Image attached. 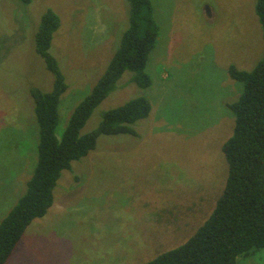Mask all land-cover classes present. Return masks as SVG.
Wrapping results in <instances>:
<instances>
[{
  "label": "rangeland",
  "instance_id": "obj_1",
  "mask_svg": "<svg viewBox=\"0 0 264 264\" xmlns=\"http://www.w3.org/2000/svg\"><path fill=\"white\" fill-rule=\"evenodd\" d=\"M151 1L159 25L146 68L152 85L138 88L125 72L81 133L134 97L151 101L150 115L135 124L138 136L101 135L62 172L53 205L5 264H139L184 242L213 209L227 175L221 146L234 124L224 100L242 87L226 71L251 70L262 56L254 0ZM48 8L59 18L49 50L69 84L59 136L128 26L127 0H0V220L36 160L31 90H50L53 76L34 38ZM236 264H264V248Z\"/></svg>",
  "mask_w": 264,
  "mask_h": 264
},
{
  "label": "trees",
  "instance_id": "obj_2",
  "mask_svg": "<svg viewBox=\"0 0 264 264\" xmlns=\"http://www.w3.org/2000/svg\"><path fill=\"white\" fill-rule=\"evenodd\" d=\"M127 2L128 26L120 43L102 76L71 112L60 136L56 134L59 103L69 84L49 50L59 18L49 8L41 16L35 51L52 74L53 84L48 91L37 87L31 90L33 124L39 132L33 140L34 145L37 143L36 160L23 190L0 220V264L10 258L28 226L53 205L62 172L95 149L101 135L138 136L135 124L153 109L147 97H134L104 111L94 129L81 133L95 108L120 88L125 72L130 75L127 82L138 88L152 85L146 68L159 34L153 4L151 0ZM253 9L261 27L262 56L251 70L230 65L226 71L242 87L236 99L224 100L234 124L221 146L227 163L223 189L211 212L184 242L139 264H236L238 258L264 248V0H254Z\"/></svg>",
  "mask_w": 264,
  "mask_h": 264
}]
</instances>
